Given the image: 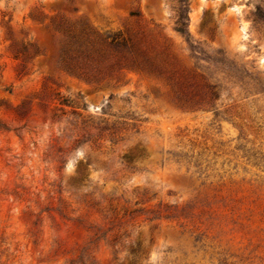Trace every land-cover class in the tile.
<instances>
[{"label": "rangeland", "instance_id": "1", "mask_svg": "<svg viewBox=\"0 0 264 264\" xmlns=\"http://www.w3.org/2000/svg\"><path fill=\"white\" fill-rule=\"evenodd\" d=\"M263 19L264 0H0V264H264ZM81 24L175 58L183 98L64 71ZM192 70L212 106L185 100Z\"/></svg>", "mask_w": 264, "mask_h": 264}, {"label": "trees", "instance_id": "2", "mask_svg": "<svg viewBox=\"0 0 264 264\" xmlns=\"http://www.w3.org/2000/svg\"><path fill=\"white\" fill-rule=\"evenodd\" d=\"M261 13V7L257 6L253 14L258 18ZM186 20V14H182L176 23V30L181 34H187ZM64 31L68 36L58 46L56 62L67 73H74L84 79L102 81L117 78L122 69L145 70L150 75L165 79L175 97L183 98L186 82L183 79L184 69L168 53L145 51V55H139L134 52L129 39L121 33H95L86 24H81L78 29L69 25ZM190 74L199 79L201 85L190 99L185 100L212 106L219 97L217 84L208 82L202 73L194 70ZM96 128L98 132L107 130L111 139L116 136L117 129L114 124L104 123Z\"/></svg>", "mask_w": 264, "mask_h": 264}]
</instances>
